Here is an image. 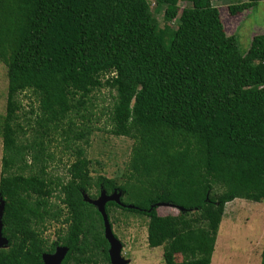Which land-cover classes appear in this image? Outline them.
<instances>
[{
	"label": "trees",
	"instance_id": "1",
	"mask_svg": "<svg viewBox=\"0 0 264 264\" xmlns=\"http://www.w3.org/2000/svg\"><path fill=\"white\" fill-rule=\"evenodd\" d=\"M161 7L163 29L149 0H0L9 80L0 175L9 245L0 264H44L59 247L68 249L61 264H111L102 216L84 200L102 191L122 194L123 206H106L112 227L116 210L148 219L162 264H212L227 205L264 203V34L242 55L211 0H157ZM102 89L112 92L102 111L110 134L133 142L118 179L94 177L88 157ZM58 151L60 162L68 156L60 177L51 171ZM161 206L179 214L160 216ZM53 222L63 227L56 242L44 236Z\"/></svg>",
	"mask_w": 264,
	"mask_h": 264
},
{
	"label": "rangeland",
	"instance_id": "2",
	"mask_svg": "<svg viewBox=\"0 0 264 264\" xmlns=\"http://www.w3.org/2000/svg\"><path fill=\"white\" fill-rule=\"evenodd\" d=\"M220 11L223 25L229 37L235 36L239 51L246 55L255 36L264 34V2L253 9L233 16L230 13L231 5H239L247 0H211ZM154 16L160 27L166 25L164 13L166 7L157 8V0H149ZM189 5L182 1L180 8ZM178 21L170 24L177 28ZM169 44V41H166ZM8 71L0 61V175L3 157V139L1 124L6 114L8 96ZM114 94V93H113ZM25 112L28 113L33 103L30 94L21 97ZM94 113L99 121L97 127L101 130L91 137L88 157L92 161L91 171L94 177L104 175L108 178L118 179V175L125 170L130 159L133 142L125 138H116L110 134L108 116L103 115V109L112 103V92L102 89L94 94ZM52 149V148H51ZM54 152L55 149L53 148ZM51 171L54 176H65L68 156L62 155L63 162L57 159ZM53 203H59L55 197ZM160 216H177L179 210L170 206H161L158 209ZM113 231L123 244L122 256L129 264H162L164 262V249H151L148 244V219L132 216L120 210L113 211ZM63 228L61 224L53 222L48 225L44 236L50 242H56L58 231ZM264 249V203H255L247 200H235L226 207V213L220 228L212 264H261V253ZM181 261V257H177Z\"/></svg>",
	"mask_w": 264,
	"mask_h": 264
},
{
	"label": "water",
	"instance_id": "3",
	"mask_svg": "<svg viewBox=\"0 0 264 264\" xmlns=\"http://www.w3.org/2000/svg\"><path fill=\"white\" fill-rule=\"evenodd\" d=\"M121 193L115 192L113 195H107L102 191L100 197L97 200H92L88 196H84V200L97 208L102 216L104 224L105 239L109 243V256L111 264H129V261L125 260L122 256L123 244L116 238L113 227L110 223V219L106 212V206L109 202H115L120 206H123L121 202ZM5 211V203L0 201V249H7L9 242L3 236V217ZM68 253V249L64 247L57 248L54 254H45L43 256L44 264H61Z\"/></svg>",
	"mask_w": 264,
	"mask_h": 264
},
{
	"label": "crops",
	"instance_id": "4",
	"mask_svg": "<svg viewBox=\"0 0 264 264\" xmlns=\"http://www.w3.org/2000/svg\"><path fill=\"white\" fill-rule=\"evenodd\" d=\"M218 238H219V235H218ZM217 241H218V239H217ZM263 252V251H262ZM261 256H262V253H261ZM213 261V260H212ZM261 261H262V259H261Z\"/></svg>",
	"mask_w": 264,
	"mask_h": 264
}]
</instances>
